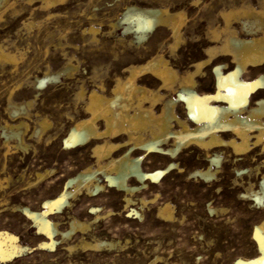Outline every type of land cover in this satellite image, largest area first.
Here are the masks:
<instances>
[{
	"label": "rangeland",
	"instance_id": "1",
	"mask_svg": "<svg viewBox=\"0 0 264 264\" xmlns=\"http://www.w3.org/2000/svg\"><path fill=\"white\" fill-rule=\"evenodd\" d=\"M128 6L183 11V39L177 41L167 29L158 27L139 41L134 30L127 31V24L119 23ZM242 8L264 12V0H64L55 6H46L42 0H0V45L19 56L17 68L0 62V181L4 185L0 186V231L14 234L26 247L13 262L0 264H236L239 258L257 255L252 232L264 218V208L240 195L248 190L249 181L237 175L239 169L251 165L242 167L223 155L214 180H196L188 174L205 169L209 163L204 152L195 148L177 161L182 173L170 170L158 183H148L141 192L131 193L133 201L128 208L124 193L107 186L97 197L83 194L70 199L71 206L50 219L63 233L74 218L90 224V231L69 238L58 234L54 248L21 212H14V207L24 206L39 210L43 201L55 198L87 163L89 149H65L61 132L66 135L68 127L63 128L59 114L64 107L72 111L81 89L88 93L100 82L109 89L117 72L158 55L184 71L204 58L206 47L214 46L208 44V29L224 26L221 12ZM243 19L246 17L232 25L247 38L241 28ZM69 66L74 70L67 72ZM46 74L59 79L38 87ZM28 103L31 107H26ZM19 106L25 110L14 113ZM41 118L52 123L49 140L32 135ZM25 121L29 126L24 131L28 148L14 149L13 140L8 147L6 123ZM143 159L147 172L168 165L160 156ZM38 172L44 174L41 181ZM155 195H159L155 202L143 205ZM165 204L173 206L172 220L158 218L159 208ZM95 207L101 216L98 220L91 210ZM96 239L115 242L116 246L111 250L82 248L81 242Z\"/></svg>",
	"mask_w": 264,
	"mask_h": 264
},
{
	"label": "bare ground",
	"instance_id": "2",
	"mask_svg": "<svg viewBox=\"0 0 264 264\" xmlns=\"http://www.w3.org/2000/svg\"><path fill=\"white\" fill-rule=\"evenodd\" d=\"M42 1L46 6H55L64 0ZM242 16L246 17L241 28L247 38L241 37L232 25L233 21H241ZM221 18L223 27L208 29V44L214 46L206 47L204 58L197 56L201 60L188 65L184 71L178 67L180 65L158 55L141 65L126 67L120 74L116 70L114 85L109 89L101 82L88 93L79 89L72 111L60 108L62 127H68L66 135L61 132L65 149H89L88 161L74 176L67 178L64 189L55 198L43 201L39 210L28 206L14 207V212H21L39 234L50 239L51 248L58 244L55 240L58 234L69 238L90 231V224L74 218L69 223V230L63 233L59 231L58 223L50 219L70 207V199L83 194L94 197L107 186L124 193L125 207L128 208L133 201L131 193L144 190L148 183H158L170 170L178 169L182 173L177 161L194 148L204 152L209 165L190 172V178L204 182L214 180L223 165L222 156L227 155L241 166L251 165V168L245 165L237 172L242 180L246 177L249 181L246 182L248 190L240 195L264 208V12L250 8L233 9L221 12ZM119 23L127 24V31L134 30L139 41L158 27L167 29L180 41L186 18L183 11L128 6ZM91 31L99 30L91 28ZM3 46L0 45V62L17 68L19 56ZM71 69L69 66L67 72ZM96 71H93L94 76L98 74ZM48 74L37 83L38 87L59 79L58 75ZM27 106L31 107L30 103ZM22 110H25L24 106L16 108L14 113ZM47 119L41 118L38 127L29 129L33 136L52 138L53 126ZM28 127L26 121L18 125L6 123L5 144L9 147L13 140L14 149L28 148L24 141ZM145 156L164 157L168 165L163 170L147 172ZM38 174L41 181L44 174ZM132 183L136 185L131 186ZM0 186H4L1 181ZM158 198L159 195H155L142 203H153ZM159 209L158 218L164 221L174 218L170 204ZM91 210L98 220L101 217L99 209ZM133 212L141 216L136 210ZM210 213H214L212 206ZM252 237L257 255L253 259L239 258L236 264H264V218L254 225ZM81 246L91 250H111L116 243L97 240L81 242ZM25 250L17 236L0 231V261L13 262Z\"/></svg>",
	"mask_w": 264,
	"mask_h": 264
}]
</instances>
